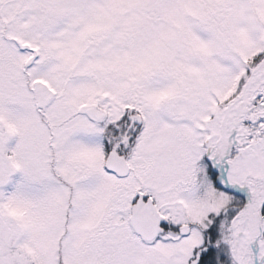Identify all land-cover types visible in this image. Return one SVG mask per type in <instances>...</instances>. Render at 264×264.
<instances>
[{
	"label": "snow or ice",
	"instance_id": "1",
	"mask_svg": "<svg viewBox=\"0 0 264 264\" xmlns=\"http://www.w3.org/2000/svg\"><path fill=\"white\" fill-rule=\"evenodd\" d=\"M0 264H264V0H0Z\"/></svg>",
	"mask_w": 264,
	"mask_h": 264
}]
</instances>
